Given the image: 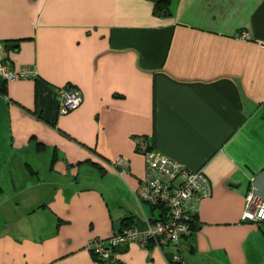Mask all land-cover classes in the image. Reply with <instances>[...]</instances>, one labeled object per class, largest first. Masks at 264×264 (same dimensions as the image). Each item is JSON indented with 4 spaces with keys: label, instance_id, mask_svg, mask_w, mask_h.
I'll return each instance as SVG.
<instances>
[{
    "label": "crops",
    "instance_id": "1",
    "mask_svg": "<svg viewBox=\"0 0 264 264\" xmlns=\"http://www.w3.org/2000/svg\"><path fill=\"white\" fill-rule=\"evenodd\" d=\"M167 7L0 0V56L36 70L0 78V264H264V221L243 218L248 192L264 202V0ZM66 84L83 102L59 115ZM136 136L203 171L212 194L178 245L99 261L91 241L161 213L138 199Z\"/></svg>",
    "mask_w": 264,
    "mask_h": 264
},
{
    "label": "built area",
    "instance_id": "2",
    "mask_svg": "<svg viewBox=\"0 0 264 264\" xmlns=\"http://www.w3.org/2000/svg\"><path fill=\"white\" fill-rule=\"evenodd\" d=\"M240 37L248 39L249 35L244 32ZM35 76L34 67L11 68L0 56L1 79L14 81ZM56 99L58 114L65 115L81 106L83 93L79 87L66 84L56 90ZM134 141L148 167V175L137 189L138 199L161 210V213L157 219H149L146 230L130 227L106 240L91 241L89 249L99 261L113 259L115 247L129 242H137L141 247L154 245L164 248L170 244L178 245L192 232V222L198 214L199 201L212 194L211 183L203 171H193L182 162L155 151L144 136H136ZM246 199L243 218L253 222L264 221V202L256 203L253 192H248ZM180 259L179 255L175 256L176 262Z\"/></svg>",
    "mask_w": 264,
    "mask_h": 264
},
{
    "label": "trees",
    "instance_id": "3",
    "mask_svg": "<svg viewBox=\"0 0 264 264\" xmlns=\"http://www.w3.org/2000/svg\"><path fill=\"white\" fill-rule=\"evenodd\" d=\"M154 1H155V13L156 14H162V13L166 14L167 10H168L167 5H168L170 0H154ZM125 220L132 222V218H126ZM194 224H196V217H195V219H193L192 229H194Z\"/></svg>",
    "mask_w": 264,
    "mask_h": 264
},
{
    "label": "rangeland",
    "instance_id": "4",
    "mask_svg": "<svg viewBox=\"0 0 264 264\" xmlns=\"http://www.w3.org/2000/svg\"><path fill=\"white\" fill-rule=\"evenodd\" d=\"M137 204H138V206H141L140 204H139V202L137 201ZM148 205V204H147ZM150 205V204H149ZM140 208H142V207H140ZM143 209V208H142ZM142 211V210H141Z\"/></svg>",
    "mask_w": 264,
    "mask_h": 264
}]
</instances>
